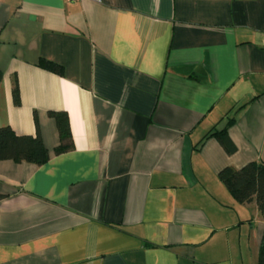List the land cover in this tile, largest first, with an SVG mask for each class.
<instances>
[{"label": "crops", "instance_id": "obj_1", "mask_svg": "<svg viewBox=\"0 0 264 264\" xmlns=\"http://www.w3.org/2000/svg\"><path fill=\"white\" fill-rule=\"evenodd\" d=\"M2 127L49 159L0 161V264H258L264 0H0Z\"/></svg>", "mask_w": 264, "mask_h": 264}, {"label": "trees", "instance_id": "obj_2", "mask_svg": "<svg viewBox=\"0 0 264 264\" xmlns=\"http://www.w3.org/2000/svg\"><path fill=\"white\" fill-rule=\"evenodd\" d=\"M43 67L52 69L54 65L46 63ZM60 133L61 144L55 150L56 154L63 153L71 147V136L64 114H54ZM215 137L223 146H228L227 136L222 131H210L199 143ZM49 159L48 152L39 136L17 135L10 127L0 128V161L12 160L16 163L26 162L41 166ZM218 179L231 193L235 201L256 204L262 220H264V162H251L237 169L226 167L218 174ZM258 264H264V235H262Z\"/></svg>", "mask_w": 264, "mask_h": 264}, {"label": "built area", "instance_id": "obj_3", "mask_svg": "<svg viewBox=\"0 0 264 264\" xmlns=\"http://www.w3.org/2000/svg\"><path fill=\"white\" fill-rule=\"evenodd\" d=\"M94 1H98V0H94Z\"/></svg>", "mask_w": 264, "mask_h": 264}]
</instances>
